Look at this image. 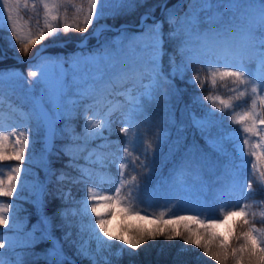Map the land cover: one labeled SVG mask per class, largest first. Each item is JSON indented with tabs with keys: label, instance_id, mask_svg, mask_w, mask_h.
<instances>
[{
	"label": "snow or ice",
	"instance_id": "1",
	"mask_svg": "<svg viewBox=\"0 0 264 264\" xmlns=\"http://www.w3.org/2000/svg\"><path fill=\"white\" fill-rule=\"evenodd\" d=\"M136 2L2 0L0 31H10L9 43L14 39L15 44L20 46L19 51L27 54L33 46L57 36L61 31L65 34L70 30L85 33L94 22L134 8ZM221 8L232 13L223 23L222 13L217 11ZM21 11L29 13V21L34 19V24L22 23ZM148 19L147 14L141 17L142 31L138 35L128 36L122 31L114 42L115 49L102 44L90 52L81 51L66 58L42 56L40 62L34 65L35 70L28 71L26 92L31 94L39 87L40 95L30 96L32 103L28 110L23 105H10L21 123L7 127L0 125V197L20 199V193L26 187L33 190L38 187L35 182L28 181L30 167L24 166L34 162L37 138L43 144L42 159L47 176V155L60 134L56 124L61 119L71 121L81 111L83 132L75 134L74 129L66 124L63 131L69 134L73 144L66 145L63 151L69 156L66 167L80 172V177L73 179V182H93L88 183L85 197L78 201V211L75 208L59 211L64 222L61 227L68 229L60 239L52 236L51 221L46 216H41L33 230L21 236L23 225L18 222L15 212L18 205L12 199L7 203L0 200V226L12 233L5 235L0 231V249L7 248L15 253L14 264H24L26 254L17 249H31L42 241H51L52 247L43 254H29L46 259L47 264H76L64 252V243L74 247L75 255L88 261V264H112L111 254L119 259L127 249H131L132 252L127 254L133 256L135 250L146 241L158 237L168 240L181 238L185 245L202 249L204 256L215 261V264H264V229L256 227L253 221L257 213L252 211L256 203L264 204V201L237 203L231 207L222 204L217 216L206 212L207 204L200 196L193 198L194 186L189 184L187 177L192 176L197 181L202 179V166L211 164L206 157L182 161L174 167L171 181L157 182L155 188L150 186L156 154L167 142L169 133L158 126L153 132L152 121L146 114V103L156 99L154 93L162 83L179 93L181 90L173 83L175 79L184 81L193 64L206 67V75L194 72L186 82L198 83L203 88L205 82L209 81L213 89L219 83L220 87L232 94L227 98L211 93L205 96L204 100L210 102L214 110L206 111L203 118L194 116L193 123L202 133L210 131L222 122L216 117V112H231V123L239 125L238 130L221 129L222 134L207 140L213 151L229 158L225 169L232 177L230 182L216 189L214 200H223L231 195L247 199L254 192L253 175L260 189L264 190V0H191L188 12L179 22L173 11L169 10L167 19L173 29L168 37L175 41V49L169 55L171 71L167 76L161 71V59L165 55L162 23L154 21L148 24ZM202 25L206 27L202 28ZM105 28L107 25H102L94 29L93 34L99 36ZM125 39L128 40L127 45L123 44ZM137 47L140 48L139 52L136 51ZM130 53L135 54L136 60L142 61L139 66L132 63L130 68L126 67L130 63ZM253 63L256 65L255 71L250 67ZM17 79L23 80L24 77L12 71L0 72V106L4 103V83ZM145 79L149 83L142 85L143 91H138L136 83ZM130 82L136 83L131 88L125 87ZM117 88L122 90L116 91ZM164 95L167 99L169 93ZM115 96L124 97V102L115 100ZM197 102L199 97L194 98V103ZM238 102L245 106L242 110L233 111L241 108ZM100 108L104 109L102 114ZM117 112L123 124L119 129L124 137L123 144L109 138L113 115ZM106 132L108 135H105ZM94 140L102 143L84 159L86 165H97L98 168L77 164L75 161L79 156L74 149L83 152ZM79 141L83 143H76ZM228 144L232 145L235 156L228 150ZM173 151L170 147L169 155ZM248 157L252 158L251 172L245 189L240 181V173L249 165ZM237 158L239 163H236ZM9 161L16 163L3 167ZM112 167L118 171V180L110 171ZM209 170L213 171L214 167ZM142 174L144 183H141ZM68 179L71 178L63 171L56 177L58 183ZM161 183L164 187H161ZM104 184L109 185V190H105ZM201 190L207 192L206 184ZM43 191V186H39L38 199L33 203L42 206ZM70 195V192L64 194L65 201ZM164 197H170L174 202L166 201L167 206L152 211L154 203ZM177 208L182 209V214H177ZM202 211H205L204 215H201ZM69 212L72 217H79L78 222L69 219ZM116 215L145 221L154 227L129 226L113 234L108 225ZM259 215L264 217V212ZM232 216L240 219L233 221L227 233L221 235L216 230L221 225L227 226ZM73 227L77 229L75 239ZM237 228L241 230L236 231ZM37 231L41 233L39 237L36 236ZM112 241L119 242V245H114ZM3 257L4 253L0 251V264H13L12 260L6 261Z\"/></svg>",
	"mask_w": 264,
	"mask_h": 264
},
{
	"label": "trees",
	"instance_id": "2",
	"mask_svg": "<svg viewBox=\"0 0 264 264\" xmlns=\"http://www.w3.org/2000/svg\"><path fill=\"white\" fill-rule=\"evenodd\" d=\"M161 1L162 0H143L141 3L140 0H137L134 8L121 11V13L116 15L115 18L111 19V17H108L106 19L114 25H118L122 22L130 23L131 26L129 25L122 27L120 34L123 31L126 32L128 36L138 35L142 29L140 27H135L134 25L139 23L140 15L146 11L153 15L159 14ZM190 2L191 0H169L157 18V20H159L163 25L162 31L164 37V48L166 50V66L165 68H161V71L165 76H167L171 71L169 55L172 54L175 49V41L170 40L169 37L165 35L167 30L173 27L168 23V11L172 10L177 18V21L179 22V20L185 16V13L188 12ZM196 6L199 7V4ZM219 10L220 9H217V11ZM61 12H63V9H61ZM69 15H71V12ZM21 16L23 18L21 21L22 23L34 24V19L29 21V13L21 11ZM153 22L154 21L150 18L146 21L148 24ZM90 30L91 27L85 33L70 30L67 34L61 31L57 36L46 39L43 42L61 40H68V42L65 43V45L49 46L45 52H62L64 53L63 57L66 58L73 53H76L80 49L81 51H92L95 48L100 47L103 43L115 48L116 44L114 42L116 40L112 36L113 32H111V34H105L102 38L103 43L100 42L94 47L79 48L75 46V41L81 39ZM10 35V31H0V41L6 50L10 51L11 49H14L22 57L32 55L35 49L39 46V44L33 46L29 52L25 54L22 51H19L20 46L15 44L14 39H11V43H9ZM127 43L128 40L125 39L123 44L127 45ZM12 45H15V47ZM137 49L140 51L139 47H137ZM36 60L37 59L31 61H19L16 58L3 54L0 50V67H13L27 72L30 69L33 70V63ZM137 62L138 66L142 63V61ZM128 65L126 67H128ZM197 66H199V64H193L190 66L192 70L186 74L184 81H181L180 79H175L173 81L175 87L181 90L179 93L170 90L167 85L162 83L160 89L154 93L156 99L146 103V114L152 121V131L155 132L156 127L158 126L159 128L165 129L169 133L167 142L162 145L161 149L156 154V163L153 168L150 186L155 188L157 186V182H162L164 180L171 181L174 167L179 166L182 161L193 158L199 160L202 156L206 157L211 161V164H205L202 166V179L200 181L193 180L192 176L187 177V179L189 184L194 186L193 198L195 199V197L200 196L207 204L206 212L208 214L218 216L220 214V206L224 203V201L229 202L228 207L234 205L235 195L226 196L223 200H214L216 189L222 188L226 183L231 181L232 177L225 169V165L229 163V158L226 156H220L218 153L213 151L207 143V140L213 139L216 136L222 134L221 129L223 130L225 121L228 117L222 115L220 112H216V117L221 119L222 122L213 126L210 131L203 133L193 123L194 116L196 118H203L206 111L214 110L213 105L207 100H204V97L210 93L215 95L221 92L219 83L217 87L213 89L209 81L205 82L203 88H200L198 83L189 84L186 82L189 80L188 77L194 74L193 72L196 70ZM137 84H140V82ZM165 93H169L167 99L165 98ZM195 97H199V102L194 103ZM66 124L74 129V133L79 131V122L76 118L72 119L71 121H66L64 119L59 120L58 132L60 134L55 139L54 149L47 158V169L49 174L46 176L45 162L42 159L41 154V143L37 142L34 146V162L30 166L27 164L24 166L30 167V174L27 176L28 181L30 183L35 182L38 187L35 190L26 187L25 190L20 193V199H16V197L7 198L8 200L12 199L18 205L15 212L21 216L26 215L28 217V222L23 225V230L20 233L21 236L31 232L33 230V226L40 222L41 216H46L50 219L53 235L59 236V227L62 223H64L58 214L59 211L61 209L71 210L77 205L78 200H80L83 196L85 186L88 181L74 183L73 179L79 178L80 172L73 168L66 167V165L69 163V156L64 154L63 149L66 145L73 144L69 134L63 131ZM122 126L123 124L121 122L120 115H117L113 119L112 134L109 137L110 140H119L121 144H123L124 137L119 132V129ZM106 135H108V133H106ZM176 141H179V143H175ZM76 143L82 144L83 142L79 141ZM100 143H102L100 140L89 142L83 152H79L78 149H74V152L79 156V159L75 162L79 165H85L93 169L98 168L97 165H86L84 157H86L93 149H97V146ZM170 147L174 149L171 155H169ZM227 147L228 150L233 153V149L230 144H228ZM98 151H106V149H98ZM15 163V161L5 162L3 167L7 168L9 165H15ZM210 167H214V170L210 171ZM220 170L222 173H219ZM61 171L65 172L71 179L65 180L63 183H58L55 175ZM100 171H103V169H100ZM110 171L118 180L119 177L117 169L112 167ZM140 171L142 173V170ZM141 183H144L143 174L141 175ZM205 184L207 186L206 193L201 190L202 186ZM39 186H43L44 188L42 206L38 203H33V201H37L38 199ZM103 186L106 190H109L108 184H104ZM161 187H164L162 183ZM253 190V194L245 199L246 201L263 198V191L260 189V187H255ZM68 192H70L71 195L67 197L65 201L64 194ZM166 201L167 203L174 202L170 197L158 199L154 203L151 210L156 211L161 207L167 206ZM252 211L257 213L253 222L259 228L262 227V229H264V222L261 220V217L258 213V206L256 204L253 206ZM176 212L177 214H182V209L177 208ZM204 214L205 211H202L201 215ZM114 217L115 220L109 226V231L112 233L120 232L122 229H125L129 226L154 227V225H147L145 221L130 220L127 218H122L120 215H116ZM239 219L240 218H237L233 221H238ZM233 221L230 227L232 226ZM41 227L43 226L41 225ZM240 230V228L236 229V231ZM216 231L222 235L219 229ZM40 235L41 233L37 231L36 236L39 237ZM112 243L114 245H119V242L117 241H112ZM233 243L235 242L233 241ZM51 247V241H42L34 248L17 249L16 251H23L26 253L24 256V264H47L46 259L42 257L38 258L37 256L31 255L29 253L43 254L46 253ZM0 251L4 253V256L11 255L12 259L15 260L14 252L12 254L11 251H6L5 249H0ZM127 252H132V250L127 249ZM127 252L122 257L117 259L115 264H215V261L211 260L207 256H204L202 249L195 248L192 245H185L183 243V239L181 238L173 240H168L164 237H158L155 240L149 239L140 248L135 250V255L129 256ZM65 253L67 254L66 251ZM68 256L72 257V259L76 261V264H88V261L81 260L79 257L74 255L72 249H69Z\"/></svg>",
	"mask_w": 264,
	"mask_h": 264
},
{
	"label": "rangeland",
	"instance_id": "3",
	"mask_svg": "<svg viewBox=\"0 0 264 264\" xmlns=\"http://www.w3.org/2000/svg\"><path fill=\"white\" fill-rule=\"evenodd\" d=\"M0 4H2V0H0ZM202 15H203V13H202ZM231 15H232L231 11H227V12L224 11V15L221 18V23L226 22ZM203 19H204V15H203ZM103 20H101V21H103ZM101 21H99V22H101ZM171 30L172 29H170L169 32ZM125 51L127 52V50H125ZM136 51L139 52L138 49H136ZM58 55H59L58 53L46 52V53L43 54V57H53V58H55V57H58ZM128 59H129V56H128ZM131 60L138 66V63H136V62L139 61V60H136L135 54H132ZM164 63L165 62H164V56H163L162 59H161V65L164 66ZM65 66L67 67V65H65ZM250 67H251V69L253 71H255L256 65L254 63L252 65H250ZM8 71H12V72H16V73L22 74L23 77H24V79L23 80L17 79L15 81H11V82L6 81L4 83V86H3V88H4V90H3L4 103H3L2 106H0V112H2V116H0V125H3L5 127H7L8 125L13 124V123H21V121L19 120L18 114L15 113V112H13L12 107L10 105H12V106L23 105L24 109L25 110H28V108L31 106V103H32L30 96H39L40 95L39 87H37L33 91V93H31V94H28L26 92V89L28 88V79H29L28 78V73L27 74H24L23 72H21L19 70H13V69H10V68H0V72H8ZM198 72L202 76L203 75H206L207 74V68L206 67H203V66H200L199 69H198ZM148 83H149V81H145V82L142 83V85L148 84ZM127 87L128 88H131L132 85H129ZM121 90L122 89H120V88H117L116 89V91H121ZM9 95L13 96L14 98L13 97H10ZM222 96H224V95H222ZM224 97L227 98L226 95ZM114 99L115 100H119L120 102H124V97H122V96H115ZM240 103H241V108L234 109L233 111L242 110V108L245 105L242 102H240ZM99 111L102 114L103 111H104V109L103 108H100ZM229 113L231 114V112H229ZM89 114H91V113H89ZM78 118L81 121V123H80V133H82L83 132V124H84L83 112L82 111L78 115ZM230 123H231V118H230ZM232 125H234V124H232ZM238 129H239V125H234L232 127L226 128L224 131H233V130H238ZM237 161L239 163V159ZM250 172H251V169H250V171L248 173V177L250 175ZM95 179H96V177H95ZM252 179H253V183H256L257 185H259L256 182V177L254 175L252 176ZM243 187L246 189V182H245V185ZM85 195H86V190H85V194H84L83 197H85ZM0 200H3L4 202L7 203V201L4 200L1 197H0ZM243 200H244V198H242L239 195H237L236 196V202L235 203L236 204L237 203L244 204V201ZM259 201H264V199L259 200ZM259 201H257V202H259ZM258 205L260 206L259 213L264 212V204L258 203ZM73 208L77 209V211H78L79 208H80L79 203L75 207H73ZM16 216H17L18 222L21 223L22 225H24L27 222V220H28L27 217H21V216H18V215H16ZM233 218H237V217H235V216L229 217V219H228V225L227 226L221 225L219 227V229H220V231H221V233L223 235H225L227 233V230H228V227L230 225L231 219H233ZM262 219L264 221V217H262ZM70 220H73L74 222H78L79 217L78 216L77 217H72L71 216V213H70ZM112 221H113V219L110 220L109 225L112 223ZM109 225H108V227H109ZM61 229H60L61 235H60L59 238L55 237L56 239H60L63 236V232L68 230L67 227H64V228L61 227ZM0 231H3L5 233V235L12 234V233L9 232V229L6 228V227H4V226H0ZM72 232H73V238L75 239L76 238L77 229L75 227H73L72 228ZM115 233H117V232H115ZM115 233H113V234H115ZM69 249H72L73 250V254L75 255V248L74 247H70L68 243H64V252L66 251L67 252V255H69ZM114 252H115V249L113 250V253ZM110 259L112 261V264H115L116 261H117V257L114 254H111L110 255Z\"/></svg>",
	"mask_w": 264,
	"mask_h": 264
},
{
	"label": "water",
	"instance_id": "4",
	"mask_svg": "<svg viewBox=\"0 0 264 264\" xmlns=\"http://www.w3.org/2000/svg\"><path fill=\"white\" fill-rule=\"evenodd\" d=\"M145 15V14H144ZM143 15V16H144ZM102 25H99L98 28H100ZM41 49H38L36 53H39Z\"/></svg>",
	"mask_w": 264,
	"mask_h": 264
}]
</instances>
